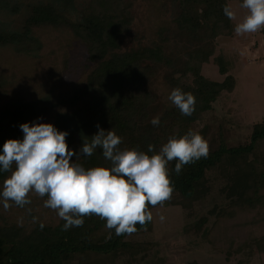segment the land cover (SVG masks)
Masks as SVG:
<instances>
[{"label": "trees", "instance_id": "16d2710c", "mask_svg": "<svg viewBox=\"0 0 264 264\" xmlns=\"http://www.w3.org/2000/svg\"><path fill=\"white\" fill-rule=\"evenodd\" d=\"M152 2L172 7L169 33L183 37L181 55L175 57L168 51V28L164 26L149 44L121 49V38L133 20L131 0H87L82 6L74 0L28 2L18 26L9 28L0 22V46L32 52L40 47L33 28L45 25L70 27L83 43L85 58L93 66L83 84L58 102L61 108L51 121L59 131L68 133V147L77 143V154L83 141L90 142L99 129L114 130L122 138L121 149L145 152L149 144L158 152L169 137L189 130L201 134L209 144L208 156L184 165L179 174L175 172L177 161L169 162L174 191L163 204L178 205L190 216L214 190L213 183H218L215 189L223 203H215L200 214L191 230L223 252L226 259L236 257L235 264H250L253 255L264 253V233L252 232L254 226H264V119L254 122L246 139L237 144H229L221 134L209 138L204 128L195 126L211 102L234 86L226 59L221 53L214 55L216 37L234 31L223 12L228 0ZM20 9L14 0H0V13ZM210 57L224 74L221 81L201 73V65ZM159 68L166 69L164 79L173 89L194 95L195 110L190 116L182 115L174 105L159 110L155 104L146 82ZM43 104L15 101L0 108V152L5 141L23 140L19 126L45 114L48 109ZM156 116L160 124L153 126L151 120ZM76 158L74 155L72 161L85 168L111 167L99 148L90 157ZM7 174L0 172V181ZM151 208L149 205V211ZM83 220V226L68 230L63 229L66 222L61 218L55 224H36L29 230L0 224V264H140L153 246L152 241L137 237L151 231L152 220L123 235L107 229L106 221L98 216Z\"/></svg>", "mask_w": 264, "mask_h": 264}, {"label": "rangeland", "instance_id": "374dc122", "mask_svg": "<svg viewBox=\"0 0 264 264\" xmlns=\"http://www.w3.org/2000/svg\"><path fill=\"white\" fill-rule=\"evenodd\" d=\"M14 1L21 7L20 11L0 13V22L9 28L19 25L25 13L24 5L37 0ZM74 1L77 6H82L87 0ZM131 2L133 20L121 38V49L149 44L157 30L164 26L168 28V51L175 57L181 55L183 37L169 33L172 31V7L169 4L160 7L159 2L152 0ZM242 3L243 0H228V6L236 13L235 19L231 20L234 29L247 14V10L240 7ZM33 35L39 40L40 47L32 52L20 51L11 45L0 46V108L15 101L35 104L39 101L46 104L48 111L24 123H51L54 113L61 108L58 102L70 97L74 88L83 84L93 64L86 60L84 45L70 27L38 26L33 28ZM217 53L226 59L234 86L230 91H222L211 102L210 109L202 114L195 126L204 128L209 138L221 134L226 136L229 144H237L246 139L254 122L264 119V29L244 35L233 31L230 35L217 36L214 55ZM165 70L159 68L146 82L159 110L173 106L168 100L173 88L164 79ZM201 73L214 81L224 77L212 57L201 65ZM77 147L74 142L69 149L76 152ZM9 175L0 181V190ZM213 185L214 190L195 206L190 216L178 205L162 204L150 209L152 229L137 237L152 241L153 246L140 264H186L188 261L235 264L236 257L226 259L223 252L191 230L200 214L224 201L215 189L218 183ZM29 199L31 203L24 207L9 201L11 207L8 210L3 208L0 200V224H15L29 230L36 224H55L60 219L54 210L44 207L47 197L41 198L33 192ZM261 225L253 227V234L264 233ZM250 264H264V253L253 255Z\"/></svg>", "mask_w": 264, "mask_h": 264}, {"label": "clouds", "instance_id": "9594fccd", "mask_svg": "<svg viewBox=\"0 0 264 264\" xmlns=\"http://www.w3.org/2000/svg\"><path fill=\"white\" fill-rule=\"evenodd\" d=\"M240 7L247 14L235 25L237 35L264 29V0H243ZM223 12L230 20L236 17L230 6H225ZM168 100L182 115L190 116L195 110L194 95L180 88L173 89ZM151 124L158 126L160 117H154ZM19 127L23 140L5 141L0 152V172L10 173L0 190L3 208L11 207L9 201L19 207L30 204L29 194L34 192L47 197L44 207L66 222L64 230L83 226V217L95 215L105 220L106 228L114 229L116 235L136 232L137 224L143 226L153 218L149 205H162L172 197L169 162L177 161L175 172L179 174L184 165L209 154L208 141L192 130L169 137L158 152L149 144L145 152L121 149L122 138L114 130L105 131L97 125L99 131L90 142L83 141L77 154L68 147V133L51 123H23ZM97 148L111 162L110 168H85L72 161L74 155L92 156Z\"/></svg>", "mask_w": 264, "mask_h": 264}]
</instances>
